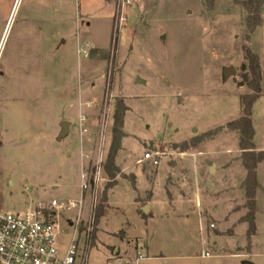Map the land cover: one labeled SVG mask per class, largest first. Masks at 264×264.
<instances>
[{"label": "rangeland", "instance_id": "1", "mask_svg": "<svg viewBox=\"0 0 264 264\" xmlns=\"http://www.w3.org/2000/svg\"><path fill=\"white\" fill-rule=\"evenodd\" d=\"M243 1L0 0V211L24 213L38 203L82 197L76 238L85 264H136L138 253L128 251L133 240L115 255V247L110 248L121 241L124 233L119 231L125 225L132 227L131 239L148 237L149 252L138 242L143 259L137 264H264V164L255 234L247 236L241 197L233 192L220 198L213 214L203 219L209 259L200 257L202 245L193 223L163 210L146 225L139 219L134 198L150 187L139 171L122 172L116 158L113 180L122 184L110 201L119 210L105 209L104 199L112 182L105 166L118 100L127 108L116 155L121 167L147 152L159 154L161 175L151 186L154 196L165 199L162 170L167 161L177 168L172 178L177 179L176 192L194 198L187 169L201 152L223 145L238 148L237 133L225 125L240 117V96L249 93L245 85L238 87L246 64L244 48L260 59L262 96L252 108V125L253 143L264 148V0L258 6L260 26L248 39ZM121 12L127 21L119 26ZM77 42L78 47L91 44L87 58L77 54ZM230 66L236 73L225 79L222 72ZM136 78L143 83L136 84ZM60 119L72 127L58 140ZM225 130L230 133L218 136ZM100 147V181L83 193L81 171L91 172ZM143 167L151 181L157 167ZM230 179L235 185L233 175ZM230 197L233 203L227 201ZM97 213L102 214L98 227ZM75 214L72 210L57 220L61 250L71 238Z\"/></svg>", "mask_w": 264, "mask_h": 264}, {"label": "crops", "instance_id": "2", "mask_svg": "<svg viewBox=\"0 0 264 264\" xmlns=\"http://www.w3.org/2000/svg\"><path fill=\"white\" fill-rule=\"evenodd\" d=\"M57 44H55L56 46ZM57 48V46L55 47ZM77 48H78V42H77ZM261 98V97H260ZM63 120L60 119V122ZM70 127L68 130V134H70L72 122H70ZM212 130V129H211ZM209 130V131H211ZM255 130V129H254ZM230 132L223 131L220 135H228ZM236 133V132H235ZM66 135V136H67ZM216 136V138L218 137ZM238 136V135H237ZM255 136V135H254ZM233 137L235 138L236 135L233 134ZM238 138V137H237ZM238 140V139H237ZM86 151H90V138H87L86 140ZM254 144V143H253ZM238 145V141H237ZM256 152L258 151H264V148L257 147L255 145ZM104 151L102 150V153ZM202 157L198 158V161L195 160V164L190 166V169H187L189 174L192 176V180H194V190L193 193V199L189 200L186 196L181 195L179 192H176L177 190V179H172L173 176L176 174L177 168L173 167L170 168L167 164V161H165V168L162 170V193L163 190L165 191V199L162 200L157 199L152 191V184L157 177V175H161V172H158V164L155 165L157 167L156 172L154 174V177L151 181L148 180L146 177V173L143 167V164H149L150 166H154L151 161H145L143 160V157H137L134 161H128L126 162L122 167L121 164L118 162V157H116L115 164L117 167L121 169L122 172L126 170H137L139 171L142 176L146 179L148 186L150 187L145 191L142 195H137V197L134 198V204L136 207V212L138 214L139 219L146 225L147 219H154L157 218L160 214V210L164 211V214H168L171 216H175L176 218H180L184 220L185 222L193 223V226L195 227L196 233L199 235V241L200 246L205 243L204 236H206V232L203 231L204 226V215H212L213 212L217 209L216 202L227 195H230L231 193L235 192L238 196L241 197V208H243L245 204V196H244V189H243V182L246 175V171L242 165V162H240V155L241 151L238 148H234V150H230L229 147L226 145L213 148L212 150H207V152H201ZM195 157V154L194 156ZM264 164V161L259 162L256 167V178L259 183V189L256 191V199L255 202L257 203V199L259 197V193L263 190L262 182L259 178L260 175V168L261 165ZM94 165V164H93ZM208 167L206 168V166ZM139 167V168H138ZM207 172V175L204 173ZM231 175H233L234 184H232V180L230 179ZM134 176V185L132 188L136 190L135 184H136V174L133 173ZM214 176H218L220 180L214 179ZM117 181V179H116ZM122 183L118 182L109 189L107 192V195L105 196V209L112 207L116 210H119L117 207H115L114 203H111L110 196L111 193L115 188H118ZM178 193V194H177ZM227 201L233 203L234 199H227ZM111 203V204H110ZM211 203V207H207V204ZM147 206L148 208V214H144L142 212V209ZM241 209V211H242ZM257 211V208H256ZM238 213V212H236ZM102 216V214H101ZM244 216V214L242 215ZM242 216L239 218L241 219ZM224 220V219H223ZM256 220V219H255ZM224 222H226L224 220ZM246 224L245 222H243ZM241 223V224H243ZM99 221L97 223L98 227ZM132 227L129 225L121 226L120 231L124 233L122 237H119L121 241H116L114 246H110V248H114L116 250H113L112 253H118V248L127 247L126 244L130 240H133V245H135L132 248H129L128 251L132 254L133 252L139 253V249L143 248L146 252H149L148 247V237L145 236H139L138 238L131 239L130 233H132ZM114 236V239H117L118 234L112 233ZM97 237V232H96ZM137 239V241H136ZM214 241L218 238L214 237ZM138 242L142 244L141 248H138ZM202 242V243H201Z\"/></svg>", "mask_w": 264, "mask_h": 264}, {"label": "built area", "instance_id": "3", "mask_svg": "<svg viewBox=\"0 0 264 264\" xmlns=\"http://www.w3.org/2000/svg\"><path fill=\"white\" fill-rule=\"evenodd\" d=\"M123 5L125 6V3H122V7ZM126 21L127 18L124 17L123 12L118 13L119 26ZM90 48L91 44L85 43L82 47L77 48V54L87 58ZM159 156V154L152 155L147 152L143 155V160L151 161L155 166L158 164ZM193 156L194 154H192ZM102 162L103 153L100 147L91 172L81 171V191L83 193L97 186L102 173ZM82 205L83 198L81 197L78 201L66 203L56 200H51L47 205L38 203L34 208L24 213L0 211V264H75L77 261L78 264H85V251L79 254L76 238ZM72 210H76V214L72 218L73 223H70L72 235L65 248L61 250L57 245L58 236L61 234L57 220L62 214ZM90 212H92V208ZM209 228H214V225L210 224ZM88 235L89 230L85 239L86 243ZM204 245L203 243L200 257L209 259L211 253L204 248ZM142 259L143 257L138 253L135 263L137 264Z\"/></svg>", "mask_w": 264, "mask_h": 264}, {"label": "trees", "instance_id": "4", "mask_svg": "<svg viewBox=\"0 0 264 264\" xmlns=\"http://www.w3.org/2000/svg\"><path fill=\"white\" fill-rule=\"evenodd\" d=\"M109 1V0H107ZM243 7L246 9L248 16L246 18L245 25L247 26L248 35L254 33L255 29L260 26L259 17V0H245L243 1ZM244 60L246 64L241 66L242 81L239 82V86L245 85L249 93L240 96L239 108L241 115L238 119L228 122L225 125L229 131L236 132L238 135V145L241 151L240 162L246 171L245 180L243 182L244 196L246 198L245 208L246 215L243 221L247 223V236L250 238L256 232L255 229V216H256V191L259 189V183L256 178V167L259 162L264 161V151H258L256 153L255 144H253V139L255 135V130L252 125V113L253 106L257 100L262 96V80L263 76L261 73L260 59L257 55L253 54L248 48H244ZM127 108L123 105L121 100H118L115 106V111L113 115V126H112V141L109 150L108 161L105 166V173L112 182L107 184L106 191L111 189L115 185L113 180L118 170L115 168L114 160L116 158L117 152L120 150V143L123 138V119ZM111 181V180H110ZM105 199V196H104ZM101 217L100 214H96V223Z\"/></svg>", "mask_w": 264, "mask_h": 264}, {"label": "water", "instance_id": "5", "mask_svg": "<svg viewBox=\"0 0 264 264\" xmlns=\"http://www.w3.org/2000/svg\"><path fill=\"white\" fill-rule=\"evenodd\" d=\"M235 73H236V70L234 69V67L230 66V67L225 68L223 70L222 76L225 79H228L230 76L234 75ZM135 83L136 84H142L143 82L139 78H136ZM59 126H60V133H59V136H58V140L64 138L68 134V130H69V127H70V123L67 122V121H62V122H60ZM142 212L144 214H148V208H147V206H145L142 209ZM240 264H254V263H252V262H250L248 260H244Z\"/></svg>", "mask_w": 264, "mask_h": 264}]
</instances>
